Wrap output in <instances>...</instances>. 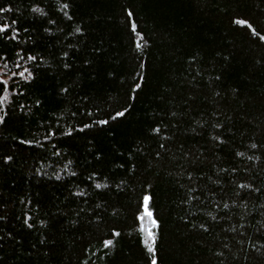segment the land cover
<instances>
[{
	"label": "trees",
	"instance_id": "obj_1",
	"mask_svg": "<svg viewBox=\"0 0 264 264\" xmlns=\"http://www.w3.org/2000/svg\"><path fill=\"white\" fill-rule=\"evenodd\" d=\"M0 7L11 8L0 23L20 29L0 38L9 60L0 67L35 73L28 83L13 77L19 87L0 110V264H146L135 221L144 192L160 222L159 264H264V41L233 23L247 19L264 35V0ZM123 107L107 125L76 130Z\"/></svg>",
	"mask_w": 264,
	"mask_h": 264
},
{
	"label": "snow or ice",
	"instance_id": "obj_2",
	"mask_svg": "<svg viewBox=\"0 0 264 264\" xmlns=\"http://www.w3.org/2000/svg\"><path fill=\"white\" fill-rule=\"evenodd\" d=\"M61 7L63 9H68L70 7L69 3H63L61 5ZM11 11V8H5V7H0V13H4V12H9ZM35 11L40 12L41 10L39 8L35 9ZM65 17H67L68 20H72L73 17L69 14L68 11L64 12ZM127 16L129 18H131L133 16V13L129 10L127 13ZM233 23L240 25V26H244L247 29L250 30L251 35L253 37H259L260 41H264V35H261L260 32L257 31V29L253 26V24L244 18H240L237 17L236 19H234ZM17 24L16 20H12L11 23H0V38H4V39H8V33L11 31L12 33H14V35H12L10 37L11 40H16L18 37V33L20 31V29L18 27H14ZM131 30L133 33H135L136 37H137V41L135 42V46L137 48H141L143 45L140 41L143 40L142 34L137 31V25L135 23L131 24ZM24 31L26 32L27 29H24ZM75 31L77 33H80L82 30L80 27H77L75 29ZM22 51V50H21ZM64 56H68L67 52L63 53ZM16 59L17 60H21L24 59V57L20 56L19 53H17L16 55ZM38 59V57L36 55H33L31 53H28L26 56V60L27 61H36ZM42 60V57L40 58ZM0 60H4V64H3V69L7 70L8 69V57L5 55H0ZM14 67L16 68V71L12 72L10 76H7L6 72L4 73V75H0V110H3L5 103L8 102V98H9V91L10 88L14 90L15 87H19V84L17 81L13 80V77H19L20 80L28 83L31 82L35 79V73L33 70H30L29 67H24L22 64L20 63H16L15 61H13ZM144 65L141 64V67H143ZM65 68L70 67L68 64L64 65ZM217 79H219V77H217ZM143 77L142 76H137L133 82H132V86H131V91L133 93L137 92L139 89L142 88V83L139 81H142ZM62 92H67L68 89L64 88L61 89ZM20 95H23V92L20 93ZM35 103L37 105H39L41 103V101L39 99H37L35 101ZM21 108H23V104L20 105ZM99 110V109H98ZM128 108L123 107L121 108V110L115 111L114 114H109V118L108 119H97L95 120L93 123H85L82 125V127H78L76 130L77 131H83L84 129L90 128L93 126V124L96 125H107L109 123V119L110 120H116L117 118L123 117L127 112H128ZM89 115V117H91L92 113L91 111H88L87 113ZM73 115H75V113H73ZM4 120V118L2 116H0V123H2ZM151 131L153 133H159L160 132V127L156 126L153 127L151 129ZM72 132L69 131L67 133H63V135H68L71 136ZM49 135H55V132H50ZM23 143L26 144H30L32 143V141H23ZM161 148L164 147L163 144L160 145ZM253 148L256 147L255 144L252 145ZM58 154V153H57ZM160 153H157V156H159ZM237 155H240V153H237ZM5 159H10V157H6ZM69 163H71V161H69ZM121 167H123V165H121ZM72 175H76L75 172L72 173ZM98 175V173H96L95 171L91 173V175L89 176V180L95 178ZM57 179H59V176H57ZM107 185L106 184H100V183H96L95 184V188L96 189H101V188H106ZM239 187L243 188V187H250L248 185H243L241 184ZM82 193H78V195H81ZM153 201V196L151 195L150 192H144L141 194V197L139 198V202H138V209L137 212L135 214V221L136 222H142L145 218L148 219L149 224L151 225V228L149 229H145L143 227V224H140V227L138 229L139 232H146V239L142 240V243L144 244L146 251L150 254V258H146V264H159L158 262V255H157V248H156V236L154 234V232L152 231L153 228H157L159 227V220L156 219L153 215V210L151 208V204ZM225 207H227V205H225ZM97 208H99V205H97ZM25 223L27 224V226L29 228L32 227V225L30 223H28L27 219L25 220ZM41 223H43V221H41ZM201 227L203 228L204 226L201 225ZM207 230V229H205ZM112 236H119L120 232H118L115 228L111 229V233ZM103 246L105 249L110 248L113 244V241L111 239H104L102 241Z\"/></svg>",
	"mask_w": 264,
	"mask_h": 264
},
{
	"label": "rangeland",
	"instance_id": "obj_3",
	"mask_svg": "<svg viewBox=\"0 0 264 264\" xmlns=\"http://www.w3.org/2000/svg\"><path fill=\"white\" fill-rule=\"evenodd\" d=\"M4 73H5V71H3V69L0 67V75H4ZM141 223L143 224V227H144L146 230L149 229V228H151V225L149 224L147 218H145ZM152 231H153V229H152ZM144 234H145V236H146V232H144Z\"/></svg>",
	"mask_w": 264,
	"mask_h": 264
}]
</instances>
